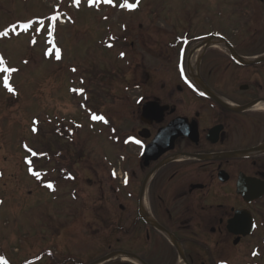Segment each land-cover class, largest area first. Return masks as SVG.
Here are the masks:
<instances>
[{"label":"flooded vegetation","instance_id":"flooded-vegetation-1","mask_svg":"<svg viewBox=\"0 0 264 264\" xmlns=\"http://www.w3.org/2000/svg\"><path fill=\"white\" fill-rule=\"evenodd\" d=\"M211 1L214 19L209 11L204 19L213 26L158 31L152 43L142 38L143 51L152 50L160 64H137L140 79L130 73L118 98L104 90L103 80L94 83L96 110L105 101L118 104L130 125L116 138L113 118L98 123L116 158L97 156L94 180L101 190L89 205L86 227L94 239L86 241L105 250L88 260L70 250L45 249L21 264H242L233 262L241 254L247 263L254 259L264 223V0ZM88 102L81 106L91 113ZM100 115L92 111L90 117L97 122L93 117ZM78 179L63 175V186ZM78 186L67 194L70 202L63 200L69 219L84 216L79 209L85 193Z\"/></svg>","mask_w":264,"mask_h":264},{"label":"rangeland","instance_id":"rangeland-1","mask_svg":"<svg viewBox=\"0 0 264 264\" xmlns=\"http://www.w3.org/2000/svg\"><path fill=\"white\" fill-rule=\"evenodd\" d=\"M124 2L129 1L0 0V68L17 69L0 71V264H21L45 249L70 250L88 260L105 250L86 241L94 239L86 221L101 190L94 180L97 156L115 159L116 152L98 125L101 120L94 122L90 114L99 112L102 121L113 118L116 138L130 125L117 103L105 101L96 110L94 83L103 80L104 90L118 98L130 73L140 79L137 64L151 69L160 64L152 50L143 51V37L152 43L158 31L181 34L216 23L204 19L208 11L214 19L211 0H143L134 11L120 8ZM163 74L170 78V72ZM88 98L91 113L80 105ZM79 122L83 127L75 130L72 142L63 138V128ZM28 159H35L34 173ZM63 168L79 176L76 185L63 186ZM47 180L53 187L45 185ZM77 186L85 193L79 209L84 216L69 219L63 200L70 202L67 194ZM258 237L260 252L253 264H264L263 223ZM242 257L233 262L247 264Z\"/></svg>","mask_w":264,"mask_h":264},{"label":"snow or ice","instance_id":"snow-or-ice-1","mask_svg":"<svg viewBox=\"0 0 264 264\" xmlns=\"http://www.w3.org/2000/svg\"><path fill=\"white\" fill-rule=\"evenodd\" d=\"M77 3H79V0H76ZM107 2H111V0H107ZM126 7H129V8H132L134 7V5H131V4H126L125 5ZM27 27V26H26ZM4 64V60H3V57H0V65ZM75 70V69H73ZM0 71H3V72H8V73H11V72H14V71H17V69H14V68H7V67H2L0 68ZM5 84L7 85L8 84V78L6 77L5 78ZM9 90H12L11 88ZM94 119H98V120H103L104 118L102 116H94L93 117ZM48 187H53L51 184L48 185Z\"/></svg>","mask_w":264,"mask_h":264},{"label":"trees","instance_id":"trees-1","mask_svg":"<svg viewBox=\"0 0 264 264\" xmlns=\"http://www.w3.org/2000/svg\"><path fill=\"white\" fill-rule=\"evenodd\" d=\"M69 137V133L68 134H63V138H68Z\"/></svg>","mask_w":264,"mask_h":264}]
</instances>
